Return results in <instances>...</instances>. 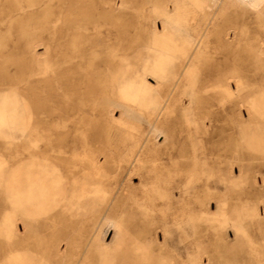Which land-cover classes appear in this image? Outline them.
<instances>
[{
	"label": "rangeland",
	"instance_id": "374dc122",
	"mask_svg": "<svg viewBox=\"0 0 264 264\" xmlns=\"http://www.w3.org/2000/svg\"><path fill=\"white\" fill-rule=\"evenodd\" d=\"M157 3L0 0V264H264V221L245 219L264 211V0ZM77 129L143 149L103 169L104 213L84 204L27 263L10 176Z\"/></svg>",
	"mask_w": 264,
	"mask_h": 264
},
{
	"label": "bare ground",
	"instance_id": "6f19581e",
	"mask_svg": "<svg viewBox=\"0 0 264 264\" xmlns=\"http://www.w3.org/2000/svg\"><path fill=\"white\" fill-rule=\"evenodd\" d=\"M156 1H158L157 6L161 8V0ZM244 1L251 6H256L260 0ZM142 53H144V51H142ZM93 110L95 111V109ZM128 111H130V109H120L121 114H126ZM75 132L80 133L82 137L80 141H66L59 139L54 143L39 144L35 150H31V154H28L27 161L24 165L25 167L22 170H19L16 167L18 170H14L15 168H13L14 171L12 172V175L9 173L11 175L8 184V195L10 198L9 204H11L10 212L12 213L14 219H19L18 217L23 216L21 219L23 233L20 232L18 225L13 226L14 232L12 231L13 233L9 239L14 249L21 243L26 245L25 251L29 254L27 263L32 262L33 260V256L29 252V248L31 246L33 247L34 245L31 244L30 241L36 240L37 244L39 245H45L51 241L52 245L55 246V241H57V232H60V230H66L68 228L73 229V227H75L74 223L77 220H80L84 213V204H91L90 216H93L94 212H100V214L104 213L108 204V197L103 185L101 184L105 181V177L102 175L103 169L106 170L109 161H111L117 165L116 171L121 172L122 167L119 165L121 160L132 156L137 153V151H141L143 149V146L140 143H135L132 139H127L125 141L111 139V133L108 130L105 131L104 138H101V135L99 136L97 134L90 141L85 139L86 137L79 129L75 130ZM91 148L100 150L101 154L104 155L103 163L100 162L99 157H89L87 153ZM77 150L82 151V159L80 160L79 156L76 157L75 154ZM110 155L111 157H118V161H116L114 158H111ZM42 157H54L55 160L60 161V164L56 167L53 165V167L58 169L52 174L45 172L41 167L42 163L45 162H37V158ZM82 165H85V168L83 167V171H81ZM24 194H26V196H24ZM260 211L261 210H259V212ZM259 212L257 211L256 214L255 212H251L249 215L245 216V219L256 223L264 221V211H261L262 213ZM12 221L14 223V220ZM70 221L72 224L67 225V223ZM44 232H48V236L42 237ZM66 240L67 238L64 236L62 241ZM12 250L13 249H11V251ZM45 252V250H40L41 257H45Z\"/></svg>",
	"mask_w": 264,
	"mask_h": 264
}]
</instances>
